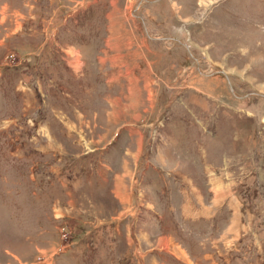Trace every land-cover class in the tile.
Returning a JSON list of instances; mask_svg holds the SVG:
<instances>
[{
  "label": "rangeland",
  "instance_id": "374dc122",
  "mask_svg": "<svg viewBox=\"0 0 264 264\" xmlns=\"http://www.w3.org/2000/svg\"><path fill=\"white\" fill-rule=\"evenodd\" d=\"M0 264H264V0H0Z\"/></svg>",
  "mask_w": 264,
  "mask_h": 264
},
{
  "label": "water",
  "instance_id": "95a60500",
  "mask_svg": "<svg viewBox=\"0 0 264 264\" xmlns=\"http://www.w3.org/2000/svg\"><path fill=\"white\" fill-rule=\"evenodd\" d=\"M112 144V143H111Z\"/></svg>",
  "mask_w": 264,
  "mask_h": 264
}]
</instances>
